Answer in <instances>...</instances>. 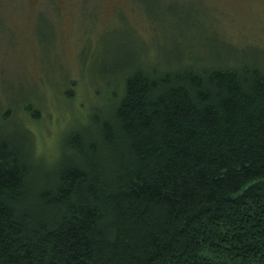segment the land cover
I'll use <instances>...</instances> for the list:
<instances>
[{
  "label": "trees",
  "instance_id": "1",
  "mask_svg": "<svg viewBox=\"0 0 264 264\" xmlns=\"http://www.w3.org/2000/svg\"><path fill=\"white\" fill-rule=\"evenodd\" d=\"M123 75L54 169L0 125V264H264V67Z\"/></svg>",
  "mask_w": 264,
  "mask_h": 264
},
{
  "label": "rangeland",
  "instance_id": "2",
  "mask_svg": "<svg viewBox=\"0 0 264 264\" xmlns=\"http://www.w3.org/2000/svg\"><path fill=\"white\" fill-rule=\"evenodd\" d=\"M189 64L264 67V0H0V125L44 168L109 116L123 73Z\"/></svg>",
  "mask_w": 264,
  "mask_h": 264
}]
</instances>
